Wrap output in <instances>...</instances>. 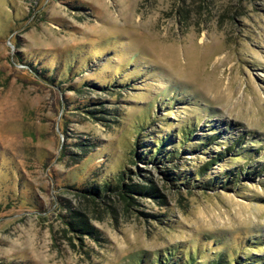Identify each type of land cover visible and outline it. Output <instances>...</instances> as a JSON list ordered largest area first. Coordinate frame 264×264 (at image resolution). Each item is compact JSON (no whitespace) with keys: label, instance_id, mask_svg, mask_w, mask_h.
Wrapping results in <instances>:
<instances>
[{"label":"rangeland","instance_id":"obj_1","mask_svg":"<svg viewBox=\"0 0 264 264\" xmlns=\"http://www.w3.org/2000/svg\"><path fill=\"white\" fill-rule=\"evenodd\" d=\"M163 137L176 156L143 161L135 143ZM219 153L199 180L226 188L170 179ZM121 170L156 195L81 191ZM177 246L264 264V0H0V264Z\"/></svg>","mask_w":264,"mask_h":264},{"label":"trees","instance_id":"obj_2","mask_svg":"<svg viewBox=\"0 0 264 264\" xmlns=\"http://www.w3.org/2000/svg\"><path fill=\"white\" fill-rule=\"evenodd\" d=\"M49 79L54 81V76L52 74L47 76ZM89 106V104L87 105ZM93 113V112H91ZM195 126H187L184 127L182 130L179 131V135H181V141L183 143H188L190 141L191 136L194 134ZM140 132V131H139ZM139 132L137 133V137H139ZM166 140H168V137L163 138H157L154 142H136L135 145L138 147L140 146L142 150L140 154V158L143 159V161H149V162H155L158 163L159 161H167L168 159L174 158L177 154V151H170L166 149L165 144ZM215 136L211 137H202L201 142L204 143H210L211 141H215ZM170 141V140H168ZM204 145V144H200ZM199 145V146H200ZM188 146V144H187ZM202 147V146H201ZM232 147L227 149V152L231 151ZM202 150L204 148H201ZM138 154L136 153V156ZM223 153H219V157L213 159L212 161H209L205 165L202 166L201 170L196 173H189L187 177L185 175H182L181 178L178 177L177 174H174L170 177L172 181H186L184 185L194 183L195 181H199L200 184H198V187L200 189L205 190H215L218 187H224L226 188L228 185L234 183L232 181V177L227 175L224 178L223 177H216V178H209L203 181H200L199 178L204 175L206 170H208L209 166L213 164V161H217L220 159V157H223ZM167 175V174H166ZM237 176H234L233 179L237 180L239 179L238 173H236ZM117 178H106L103 183L98 184H91L88 187L81 189L84 193H87L91 196V200L95 201L96 199H102L105 196L106 192H112L115 194H118L121 196L125 201L129 202L130 199H132V196H130L128 193H146L150 195H156V188L154 186L149 185H126L124 184V179L126 176V172L121 170L117 174ZM187 178V179H186ZM195 178V179H194ZM200 178V179H201ZM184 183V182H183ZM84 196V195H83ZM87 197V196H84ZM88 198V197H87ZM70 220H67L70 223V226L77 231L81 232H88L93 233V229L88 227L87 221L79 215H75L72 213ZM185 256V253L180 249V247H174L170 249L169 251H166L162 254H156V257L152 259H148L146 257H141L137 264H251L248 260L242 261V259H229L227 256H224V253L219 252V254L215 257L213 260H203V257L199 254V249H196L195 252L192 250L188 251L187 257ZM255 262L258 261L254 259Z\"/></svg>","mask_w":264,"mask_h":264}]
</instances>
